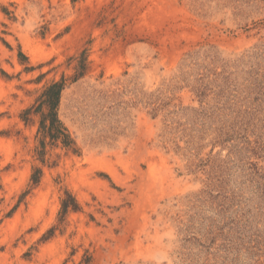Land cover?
<instances>
[{
	"label": "rangeland",
	"instance_id": "374dc122",
	"mask_svg": "<svg viewBox=\"0 0 264 264\" xmlns=\"http://www.w3.org/2000/svg\"><path fill=\"white\" fill-rule=\"evenodd\" d=\"M0 264H264V0H0Z\"/></svg>",
	"mask_w": 264,
	"mask_h": 264
},
{
	"label": "trees",
	"instance_id": "16d2710c",
	"mask_svg": "<svg viewBox=\"0 0 264 264\" xmlns=\"http://www.w3.org/2000/svg\"><path fill=\"white\" fill-rule=\"evenodd\" d=\"M83 71L76 74L72 80L76 81L84 75L86 70V57L83 59L81 66ZM68 78L63 76L59 81H53L47 85L42 91L41 95L37 99L36 103L24 111V116L27 121L30 120V114L35 113L40 115V126H39V146L38 154L42 159V162H46L45 155L47 154V146H59L69 149H75L76 141L73 138L70 130L65 125L60 117V105L62 100V94L67 86ZM43 175L42 168H35L32 175V181L34 186H38L41 182ZM68 199H64L62 203V215L65 216L69 210H79L80 206L72 196L68 193Z\"/></svg>",
	"mask_w": 264,
	"mask_h": 264
}]
</instances>
